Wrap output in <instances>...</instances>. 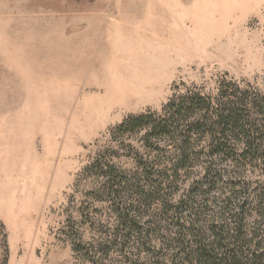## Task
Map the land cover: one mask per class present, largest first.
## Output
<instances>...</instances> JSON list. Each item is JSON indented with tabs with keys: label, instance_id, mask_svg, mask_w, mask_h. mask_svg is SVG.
Returning <instances> with one entry per match:
<instances>
[{
	"label": "rangeland",
	"instance_id": "374dc122",
	"mask_svg": "<svg viewBox=\"0 0 264 264\" xmlns=\"http://www.w3.org/2000/svg\"><path fill=\"white\" fill-rule=\"evenodd\" d=\"M223 80L264 95V0H0V264H150L121 218L143 230L164 199L187 222L245 201L256 227L261 172L208 156L198 107L118 128Z\"/></svg>",
	"mask_w": 264,
	"mask_h": 264
},
{
	"label": "trees",
	"instance_id": "16d2710c",
	"mask_svg": "<svg viewBox=\"0 0 264 264\" xmlns=\"http://www.w3.org/2000/svg\"><path fill=\"white\" fill-rule=\"evenodd\" d=\"M225 84L227 87H224ZM228 90L231 91L227 92ZM185 99L186 105L198 107L201 112L198 118L189 121V133L206 139L203 148L206 149L207 146L210 158L217 157L229 161L237 168L247 164L261 172L262 180L257 182L253 189L252 202H249L253 210L250 217L253 216L256 227L253 226L252 230L247 228L249 218L244 214V206L247 203L245 201L236 207L238 211L235 213L222 206L219 212L213 213L208 219L202 217L203 213L194 211L189 213L191 221L187 222L183 219V212H180L181 207L186 206V201L181 199L173 203L164 199L159 211L147 219L149 224L143 230L140 227L141 219L136 215L123 216L121 221L125 226V235H143L140 246L146 259L148 254H152V257H149L150 264H264L262 93L255 88L242 89L236 82L223 80L214 96L200 93H195L192 97L183 96L178 100L179 105H176L174 100L168 104L164 117L148 113L129 115L122 120L118 128L129 132L150 126L159 136L168 135L175 114L184 106ZM184 153L185 149L182 154ZM213 171L217 172L214 169L208 171V175H215ZM144 195L147 201L156 196L155 192L149 191ZM1 227L3 230L2 223ZM167 231L169 232L164 233ZM162 236L165 237L163 241ZM157 239L164 242L162 246L170 253L163 251L164 247L157 246ZM132 264L146 263L136 258Z\"/></svg>",
	"mask_w": 264,
	"mask_h": 264
}]
</instances>
